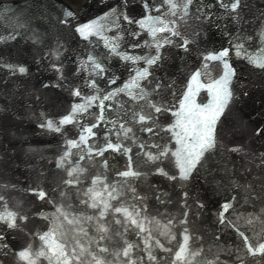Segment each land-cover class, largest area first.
<instances>
[{"label":"water","instance_id":"water-1","mask_svg":"<svg viewBox=\"0 0 264 264\" xmlns=\"http://www.w3.org/2000/svg\"><path fill=\"white\" fill-rule=\"evenodd\" d=\"M175 3L0 0V264H264V0Z\"/></svg>","mask_w":264,"mask_h":264},{"label":"snow or ice","instance_id":"snow-or-ice-1","mask_svg":"<svg viewBox=\"0 0 264 264\" xmlns=\"http://www.w3.org/2000/svg\"><path fill=\"white\" fill-rule=\"evenodd\" d=\"M165 2L168 3L172 9H175L177 7V4L175 3V0H165ZM192 2H193V0H186V3L184 4V7L187 8L188 5H190ZM240 4H241V0H231V3H230L231 10L233 12L237 11L239 9V7H240ZM221 5L223 7H225V8L229 7V4L223 3V0H221ZM66 15L71 17L73 14L71 13V11H68L66 13ZM173 15H175L174 12H173ZM125 19H127V17H125ZM149 19H151V18H149ZM160 22L162 23V21H160ZM98 24H99V21H92L90 24H85V25H83V27L78 28L77 31H79L81 33V35H85L86 36L91 30L96 28ZM141 24L143 26V22H141ZM163 30H164V28L161 29V31H163ZM227 55H228V52L227 51H223L218 56H210V57H208V59L223 60V58L225 56H227ZM89 59L92 60L93 58L89 57ZM156 59H158V57L150 58V59L147 60V63L148 64H154L156 62ZM259 66L260 67H264V63H261ZM95 67L99 68L100 65L96 64ZM225 67H228L227 64H225ZM19 71L21 73H23L26 70H25V68L21 67V68H19ZM140 75L141 76L147 75V72L145 71L144 73H141ZM227 75H229V73H226V76ZM112 83H115V80H113ZM93 87H95V84H93ZM225 91H226V89H225ZM75 94L76 95H80V92L76 91ZM227 95L230 96L231 93H227ZM108 98L109 97H107V96L104 97V99H108ZM217 99L219 100V96L217 97ZM224 103H227V100H225ZM217 106L219 107V104ZM80 110H83L82 106H77V108L74 109V111H80ZM155 111L156 112H160L161 108L157 107V108H155ZM218 115H219V113L217 112L215 115L205 116L203 119H200L199 117H197L196 123L192 125L193 132H195L197 130V128H200V130L203 132V134L199 136L200 151L195 153V162H199V158L203 155L204 151H206L208 148H211L213 146L214 141H213L212 131L214 129V125L216 123V119L218 118ZM139 119H140V121H144L145 117L144 116H140ZM68 122H70L68 118H66L65 120L61 121V123H68ZM47 126L49 128L53 127L52 122L49 121ZM95 126L96 125H93V127H95ZM121 127H123V126H121ZM56 130L59 131L58 128ZM145 130L151 132L152 128H147ZM88 131L91 132V128H89ZM167 131H171V129H167ZM185 131L187 132V129H185ZM108 147H113V146L111 144H109ZM141 147H143V146H141ZM118 149H119V146H117V150ZM99 154L102 155L103 152L101 151ZM167 154H168L167 152H161L160 156H165ZM189 155H192V154L190 153ZM150 158L156 159V158H159V157H150ZM81 159H83V157H81ZM195 162H191L190 161L189 162V166H188L187 169H185L184 166L181 165V178H183V179H187L188 178V173L191 171L192 167H195ZM161 172H162V170H161ZM162 174L166 175V173H163V172H162ZM69 175H71V173H69ZM121 175H123V176L136 175V173L123 172V173H121ZM170 178L171 179H175L176 177H170ZM93 183H95V181H93ZM89 191H91V189ZM36 195H37L38 199H40V200H44L46 198V196H47V194L44 191H42V190H36ZM2 199H3V197H0V200H2ZM92 207H97V205L93 204ZM228 207H229V205H225L224 206V210L227 211ZM115 211L116 212H120L121 209L120 208H116ZM103 214L104 213L102 212L101 215H103ZM0 221L7 222V227H9V228L16 227L15 216H14L13 213H8L6 216L0 217ZM117 223H119V221H117ZM132 223L135 224L136 221L132 220ZM141 230H143V229H141ZM49 235H50L49 233H45V234L41 235L39 237V239L41 241H45V243H47V239L46 238ZM241 236L244 238L245 243L247 244V247H248V251L250 253H252L253 255H255L257 251L264 253V243H261L258 246V248L253 249L252 245L250 243H248V237L244 236L243 233H241ZM0 239H2V236H0ZM184 239H185V242H187L188 237L185 236ZM130 247L131 246H129V248ZM18 255H19V257L21 259L28 260L29 256H30V252L26 249V250H22L21 252H19ZM39 255L40 256H44L45 253L44 252H40ZM125 255H127V250L125 251ZM178 258H179V254H178Z\"/></svg>","mask_w":264,"mask_h":264},{"label":"bare ground","instance_id":"bare-ground-1","mask_svg":"<svg viewBox=\"0 0 264 264\" xmlns=\"http://www.w3.org/2000/svg\"><path fill=\"white\" fill-rule=\"evenodd\" d=\"M62 1L72 6L73 9L77 10L82 6V4L85 3L86 0H62Z\"/></svg>","mask_w":264,"mask_h":264}]
</instances>
